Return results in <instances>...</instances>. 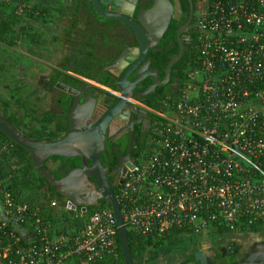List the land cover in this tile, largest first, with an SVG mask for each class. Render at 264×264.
Returning <instances> with one entry per match:
<instances>
[{
  "label": "built area",
  "instance_id": "built-area-1",
  "mask_svg": "<svg viewBox=\"0 0 264 264\" xmlns=\"http://www.w3.org/2000/svg\"><path fill=\"white\" fill-rule=\"evenodd\" d=\"M199 1L183 77L164 107L151 110L149 146L115 190L127 232L153 241L264 225V0ZM0 3L25 17L35 1ZM27 212L0 189V238H15L9 222ZM117 228L110 206L100 207L72 235L10 258L4 248L0 264H92L117 255Z\"/></svg>",
  "mask_w": 264,
  "mask_h": 264
},
{
  "label": "flooded vegetation",
  "instance_id": "flooded-vegetation-1",
  "mask_svg": "<svg viewBox=\"0 0 264 264\" xmlns=\"http://www.w3.org/2000/svg\"><path fill=\"white\" fill-rule=\"evenodd\" d=\"M68 1H71L72 6L67 9V19L70 22L68 27L71 30L69 38L74 43L75 59L68 63L72 69L71 74L58 72V76L63 79L58 82L74 88H79L82 82L89 85L84 89L80 101L86 96L94 99L88 119L91 124L98 122L105 114L109 115L102 165L107 168L109 180L117 182L116 190L126 172L149 146L153 132L151 110H155L154 106L165 103L177 87L176 71L185 62L192 40V22L203 5L199 0H179V17L172 18L161 40L148 50L146 59L149 58L150 62L145 68L144 61L135 64L136 58L131 53V48L136 47L137 43L126 24L115 19L100 18L93 11L89 0H63L65 4ZM109 1L114 6L120 5V8L126 9L133 6L146 9L151 5V0ZM109 9L119 11L116 7L109 6ZM190 17L188 27L184 28ZM180 51L181 56L166 77L168 63ZM91 64L93 70H87ZM183 72L184 68L181 69V74ZM98 74L100 83L95 82ZM124 75L122 95L116 84ZM56 84L52 85L51 75L44 82L54 111L62 108L52 93V87L56 88ZM152 85L155 86L154 89L145 93ZM67 96L69 98L66 104L69 109L73 106V101ZM72 163L69 170L80 167L78 158H72ZM59 200L66 205V199L59 196ZM169 242L172 246L166 249ZM261 243H264V225L215 226L198 235L183 236L175 243L170 240L157 247L159 254L155 264H200L198 253L205 259L209 258L213 264H229L238 261L253 249H261Z\"/></svg>",
  "mask_w": 264,
  "mask_h": 264
},
{
  "label": "water",
  "instance_id": "water-1",
  "mask_svg": "<svg viewBox=\"0 0 264 264\" xmlns=\"http://www.w3.org/2000/svg\"><path fill=\"white\" fill-rule=\"evenodd\" d=\"M93 11L100 18H110L126 24L132 31L137 46L131 48V53L136 58L135 64L143 62L148 67L150 59L147 58L149 49L161 40L172 18L179 17V0H151L149 8L142 9L135 6L120 8L114 6L109 0H89ZM110 7H116L119 11H112ZM134 16V18L132 17ZM191 17L185 23L187 28ZM181 33V32H180ZM179 55L173 57L168 63L166 77ZM117 83L123 95L122 81ZM95 82L100 83L99 74ZM157 84V83H156ZM159 85V84H158ZM56 88L64 91L73 101V106L66 112L67 131L58 139H32L24 134L19 127L10 123L0 112V132L12 143L25 149L30 157L32 165L37 172L54 187L55 192L67 200L66 206L75 210L80 208L86 212L87 208L100 207V201L109 204L117 223V235L120 243L124 264H136L128 241V232L123 224L119 204L115 198V185L108 178L107 168L102 165V152L105 151V132L109 115L105 114L98 122H88L92 113L94 99L86 96L80 101L84 89L89 87L82 82L79 88L67 86L58 82ZM91 87V86H90ZM150 86L145 93L154 89ZM52 157L78 158L80 167L71 168L63 177L56 178L55 174L46 166V162ZM259 250L253 249L246 253L238 261L229 264H264V243ZM200 264H213L209 258L205 259L201 253L197 254Z\"/></svg>",
  "mask_w": 264,
  "mask_h": 264
},
{
  "label": "trees",
  "instance_id": "trees-1",
  "mask_svg": "<svg viewBox=\"0 0 264 264\" xmlns=\"http://www.w3.org/2000/svg\"><path fill=\"white\" fill-rule=\"evenodd\" d=\"M67 9L72 8L71 5H66ZM59 13H64L62 5L54 7ZM46 13V14H45ZM44 15V16H43ZM27 16L31 19L45 21L47 17H51L50 10L46 7L40 6L38 3L34 4L32 9L27 13ZM23 19L20 16L15 15L12 11H8L4 4L0 3V42L3 44L11 45L13 43L12 33L17 27L20 20ZM24 28V27H23ZM41 34H36L40 37ZM33 40H36L35 37ZM85 46V43H84ZM191 47V45H190ZM91 54V53H89ZM190 54V48L187 52V56L183 66L179 67L176 71L175 82L177 87L172 91L171 97L174 96L179 83L183 77L181 69H185L188 55ZM193 54V53H192ZM74 58V55H73ZM75 59V58H74ZM65 67L69 64H64ZM93 64L86 68L87 70H93ZM55 74H51L52 85L58 81H62L58 75L59 73L54 71ZM65 78L72 81L68 76ZM52 93L55 100H59L62 108L56 109L51 115L46 113V120L55 124V129L48 133H41L35 127H30V123H26L22 117L17 116L12 110L10 101L3 98L0 95V112L3 116L14 126L19 127L24 131V134L32 139H58L67 131V106L68 96L64 95L61 91L52 87ZM168 100H166L167 102ZM164 104L154 106L156 110H160L164 107ZM39 119V117H37ZM8 144L10 148L8 150H2V146ZM54 161H58V166L55 170H51L56 178L61 177L69 168L73 165L72 158L64 157H52ZM8 167V169L6 168ZM0 189L8 191L13 198H20L22 201L28 204V212L26 217L15 222L14 219L9 222V226L12 224L19 226V230L15 232V238L1 237L0 238V253L2 254L4 248L8 247L7 258L14 257L16 249L20 247H28L30 245H38L41 241L52 240L55 235L74 234L82 226V223L88 215L94 210L109 205L105 201H100L101 205L97 208H88V211L81 212L78 207L75 210L66 208V205L59 200V195L55 192L54 187L51 186L34 168L30 160L28 152L20 146L12 143L0 132ZM32 192L30 194H27ZM54 202L56 205L52 206ZM62 222L64 225L59 226ZM245 224V223H244ZM246 225V224H245ZM21 231L24 233L22 234ZM168 240V239H167ZM128 241L131 249L133 259L136 263V258L145 248L159 247L164 244V241H153L150 238H146L142 235L133 234L128 231ZM118 253L116 256L104 255L98 261L92 264H124L122 252L120 248L119 239ZM5 260V259H4Z\"/></svg>",
  "mask_w": 264,
  "mask_h": 264
},
{
  "label": "rangeland",
  "instance_id": "rangeland-1",
  "mask_svg": "<svg viewBox=\"0 0 264 264\" xmlns=\"http://www.w3.org/2000/svg\"><path fill=\"white\" fill-rule=\"evenodd\" d=\"M34 1V4L39 3L40 6L48 8L52 16L47 17L45 21L31 19L28 16L22 17L23 19L20 20L12 33L13 43L7 45L0 42V95L10 101L11 110L17 116L22 117L26 123H30V127H35L46 134L50 131L51 126H49L50 123L46 120L45 114L51 115L54 110L49 90L44 87V82L53 70L64 66V62L68 64L71 61L66 53L69 45L65 44L67 38L65 30L70 29L68 27L70 22L67 19L69 13L65 6L70 5L71 1H68L67 4L63 0ZM59 4L65 9L62 15L54 10V7ZM46 32L48 34L60 32L63 33V36L56 38L46 36L48 43L44 41L45 34L43 35V33ZM37 33L43 36L37 37ZM34 37L36 40H33ZM58 163V161L49 159L46 166L50 170H55ZM6 168L8 169V167ZM30 193L32 192L27 194ZM62 225L64 224L60 222L59 226ZM17 228L20 229L19 226ZM21 233L24 234L22 231ZM181 237L183 236L170 240L175 243ZM170 240H164V244ZM171 246L172 244L169 242L165 247L167 249ZM155 251L157 250L155 249Z\"/></svg>",
  "mask_w": 264,
  "mask_h": 264
},
{
  "label": "crops",
  "instance_id": "crops-1",
  "mask_svg": "<svg viewBox=\"0 0 264 264\" xmlns=\"http://www.w3.org/2000/svg\"><path fill=\"white\" fill-rule=\"evenodd\" d=\"M39 4V3H38ZM60 5V4H59ZM48 7V6H47ZM67 6H65V8H66ZM67 9V8H66ZM65 10V9H64ZM61 13H59V15H60ZM56 29V28H55ZM65 32L67 33V38L65 39V41H66V45L68 44L69 45V48H67L66 50V53H67V56H68V59H71V61H74V58H73V47H74V43H73V41L71 40V38H69L70 37V33H71V30L70 29H68V30H65ZM45 34V35H44ZM63 34V33H62ZM60 32H57V33H43V35L45 36V39H44V41H47L46 39V36H48V38H51L52 36V38H56V37H58V36H63ZM43 35H40V37H42ZM49 36H51V37H49ZM48 42V41H47ZM49 43V42H48ZM50 43H51V41H50ZM67 45V46H68ZM54 71H56V72H68V73H70L71 74V72H72V69L70 68V66H67V67H65V66H60L59 68H57V69H55V70H53L50 74H49V76L52 74L53 75V73H55ZM50 123V122H49ZM49 126H51V128H49V130L51 131V130H53V129H55V124L54 123H50L49 124ZM42 133V132H41ZM147 249H149V250H147ZM155 249L157 250V251H155ZM158 250H159V248H154V249H152V248H145L141 253H139L138 255H137V258H136V264H155V260H156V258H157V253H158ZM157 252V253H156Z\"/></svg>",
  "mask_w": 264,
  "mask_h": 264
}]
</instances>
